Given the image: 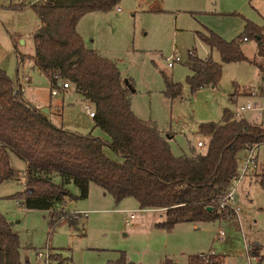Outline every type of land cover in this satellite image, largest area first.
Listing matches in <instances>:
<instances>
[{
    "label": "rangeland",
    "instance_id": "obj_1",
    "mask_svg": "<svg viewBox=\"0 0 264 264\" xmlns=\"http://www.w3.org/2000/svg\"><path fill=\"white\" fill-rule=\"evenodd\" d=\"M21 2L23 0H0V66L14 82L18 77V55H33V33L40 25L33 4L31 7L25 5L28 0L21 8L12 7ZM206 2L221 5L217 7L220 12L215 13L220 16H207L205 20L218 29L216 33L224 39L239 36L245 18L263 24L264 0H120L112 10L103 12L108 16L94 31L90 28L84 31L81 25L86 32L87 46L93 48L99 42L106 49L100 46L101 49L95 50L116 63L122 78L133 81L134 92L130 95L133 112L139 118L157 124L175 156L205 152L208 137L199 133L198 126L221 121L225 109L232 113L241 104L264 106V81L260 80L259 68L248 60L224 63L215 87H202L191 94L186 83L190 74L187 51L195 49V55L201 59L211 57L216 62L221 61L218 52L210 51L192 32L198 29V8ZM117 7L121 9L119 12ZM109 15H115V18L111 19ZM262 36V55L256 37L241 41L240 47L248 59L264 66V28ZM174 49L179 51L182 60L168 68L164 58ZM30 60L33 59L24 58L22 63L26 64L19 67V72L28 74L32 78L28 85H33L31 87L37 89L39 97L48 101L49 81L38 74L35 66L27 64ZM162 72L181 84L179 97L173 100L165 97ZM27 87L24 88L25 95ZM245 88L251 90L246 92ZM61 98L60 95L51 97L60 100L59 105ZM32 104L37 105L34 101ZM85 105L94 110L72 90L65 96L63 111L54 110L48 117L56 127L82 134L92 132L108 140V135L95 126ZM241 117L260 123L264 120V109H249L242 112ZM197 141L203 142V146H195ZM103 150L112 160L123 161L109 148ZM246 152L241 150L237 160H243ZM254 156L259 165L254 170L256 175L243 177L235 189L233 205L244 209L237 214L239 222L236 215L227 221L182 222L167 231L154 225V222H163L164 217H159V213H141L137 209L126 224V214L118 210L122 205L138 208L136 200L125 198L124 204H119L121 201L115 203L111 195L90 183L86 198L66 196V204L55 208L56 211L64 208L63 211L74 216L79 213L76 226H70L62 219L51 227V211L25 209L20 200L11 197L24 189L22 181L25 179L24 163L13 152H9V164L14 176L0 183V212L18 234L22 264H46L43 257L37 258L38 250L48 251L47 264H111L120 250L126 252L132 264H164L166 259H170L171 264H188L189 255L209 251L223 254L225 264H246L245 243L251 242L259 243L261 247L252 264H264V258L260 260V255L264 254V187L260 183L264 179L263 144L257 146ZM67 189L78 194L73 184ZM220 230L224 235L219 238Z\"/></svg>",
    "mask_w": 264,
    "mask_h": 264
},
{
    "label": "trees",
    "instance_id": "obj_2",
    "mask_svg": "<svg viewBox=\"0 0 264 264\" xmlns=\"http://www.w3.org/2000/svg\"><path fill=\"white\" fill-rule=\"evenodd\" d=\"M119 1L45 0L33 3L40 19L33 33L35 52L31 56L18 55V64L25 57L33 59L34 65L50 82H54L53 75L58 71L71 89L93 106L95 126L109 139L54 126L20 90L13 92L16 80L14 82L0 66V183L14 176L9 164V152H13L26 162L27 170L24 189L11 197L20 200L25 209L51 211V227L62 219L76 226L79 213L74 216L55 208L63 205L66 196L86 198L90 183L111 195L115 203L133 198L139 209H161L164 221L156 226L167 231L182 222L219 221L233 213L230 209L222 210L219 200L237 174V155L249 144L264 145V120L253 123L242 117L234 118L225 109L221 121L198 126L199 133L208 137L205 152L175 156L156 123L139 118L131 109L133 81L121 77L114 61L87 48L77 31L81 17L110 11ZM23 6L21 2L12 7ZM263 28L264 25L246 19L242 33L228 41L208 28L195 31V36L210 51L218 52L221 61L216 62L211 57L201 59L195 54L190 56L186 83L191 94L202 87H215L224 63L251 61L259 68L264 81V66L248 59L240 47L241 41L256 37L262 55ZM162 76L165 97L171 100L179 97L181 84L163 72ZM104 147L121 156L123 161L109 158ZM54 176L60 178L59 182L53 180ZM263 180L260 183L264 187ZM67 183L76 186L77 195L67 189ZM250 246L259 253L258 243ZM205 254L212 264H223L220 255ZM201 255H189L188 264H204ZM263 258L264 254L260 255V260ZM0 264H22L18 234L1 212ZM111 264L132 262L126 252L120 250ZM164 264H171V261L166 259Z\"/></svg>",
    "mask_w": 264,
    "mask_h": 264
},
{
    "label": "crops",
    "instance_id": "obj_3",
    "mask_svg": "<svg viewBox=\"0 0 264 264\" xmlns=\"http://www.w3.org/2000/svg\"><path fill=\"white\" fill-rule=\"evenodd\" d=\"M149 1H153V0H149ZM154 3H156V1H154ZM154 3H152V5L154 4ZM221 7V5L220 4H217V3H215V4H213V3H209V2H206V3H204V5H203V7H200V8H198V29L197 28H195V30H192V32L193 33H195V31H203L204 30V28H208V29H210V30H212V31H214L215 33L218 31V29H216V28H214L210 23H207L206 22V20H205V18L207 17V16H209V17H216V16H220V15H216L215 13L216 12H220L219 11V9L217 8V7ZM151 7V6H150ZM153 7V6H152ZM116 10H117V12H119L121 9L119 8V7H117L116 8ZM262 13H264V12H262ZM114 14H117L116 13V11H115V13ZM108 16V14H106V13H103V12H92V13H88V14H86V15H84L83 17H81L80 18V20L78 21V24H77V31H78V33L82 36V38H83V40H84V33H86V32H83V29H82V27H81V25L83 24V28H84V31H85V29L88 31L89 30V28H90V30H92V31H94L95 29H96V26L97 25H99L100 23H104V18H106ZM110 16V18L111 19H114L115 18V15H109ZM245 20H246V18H245ZM247 20H250V21H252L251 19H248L247 18ZM254 22V21H253ZM112 23V22H111ZM254 23H256V22H254ZM256 24H258V23H256ZM258 25H264V21H263V24H258ZM87 27V28H86ZM195 35V34H194ZM219 35V34H218ZM220 36V35H219ZM194 37H196V36H194ZM223 38V37H222ZM224 39V38H223ZM92 40H94L93 38H92ZM199 40V39H198ZM225 40H227V39H225ZM95 41V40H94ZM228 41V40H227ZM84 43H85V41H84ZM85 46L87 47V48H90L89 46H87V44L85 43ZM100 46H101V44L99 43V42H97V46H94L92 49H101L100 48ZM101 47H103V46H101ZM103 49H106V48H104L103 47ZM174 50H176V49H174ZM173 50V51H174ZM172 51V52H173ZM193 52H194V54H197L196 53V51H195V49H193L192 50ZM196 56V55H195ZM26 64V62H24V63H21V64H19L18 65V69H19V67L21 68V67H24V65ZM27 64L29 65H31L30 67H32V66H35L34 65V61L32 60V62H31V60L30 61H28L27 62ZM36 67V66H35ZM36 69H37V67H36ZM37 72H38V74L40 75V76H44V74L41 72V71H39L38 69H37ZM18 77H17V81H21L22 83H23V88H25L26 86H28L27 87V92H26V94L27 95H25L23 92H24V89H23V92H22V95H23V97L25 98V99H27L28 101H30L31 103L34 101V103L35 104H37V105H34V106H36L37 108H39L47 117L52 113V112H54V110H59V111H63V101H64V99H65V96H68L71 92H72V90L73 89H68V90H66V89H59V93H57L56 95H50V99L48 100V101H45V99L43 98V97H39V94H37V89H35V87H31V86H33V85H28L29 83H31V81H32V78L28 75V74H26V73H24L23 71L22 72H19L18 71ZM24 78L26 79V80H24ZM48 80V79H47ZM260 80H261V76H260ZM49 81V80H48ZM49 86H50V81H49ZM58 87H59V83H58V85H57ZM246 90V92H247V90H251V89H247V88H245ZM57 95H60L62 98H61V105H59V101H57V99L56 100H52L51 99V97L52 96H57ZM78 96H80L79 94H78ZM81 97V96H80ZM48 102V103H47ZM131 108H132V110H133V106L131 105ZM134 111V110H133ZM233 113V112H232ZM91 117V116H90ZM49 118V117H48ZM246 120H248V119H246ZM51 121V120H50ZM248 121H250V120H248ZM157 125V124H156ZM158 127V126H157ZM159 129V128H158ZM160 130V129H159ZM161 132V131H160ZM87 133H89V132H87ZM92 133V132H91ZM83 134H86V133H83ZM161 134L163 135V133L161 132ZM168 136H169V138L170 137H172L170 134H168ZM168 141V140H167ZM169 142V141H168ZM198 142V141H197ZM195 146H197V145H195ZM245 151H247L246 149H244ZM256 150V149H255ZM255 152V151H254ZM247 153V152H246ZM238 156V155H237ZM247 156V154L243 157V159H245V157ZM20 159V158H19ZM23 163H24V169H23V174L25 175V171L27 170V164H26V162L25 161H23L22 159H20ZM259 165H258V162H257V160H256V157L254 156V158H253V164L252 165H250L249 167H248V169H247V171H246V173L244 174V176L243 177H245V176H247V175H249V176H255L256 175V171H254V170H256V168L258 167ZM242 177V178H243ZM241 178V179H242ZM53 180L54 181H56V182H59V180H60V178L59 177H57V176H54L53 177ZM241 181V180H240ZM239 181V182H240ZM23 182V181H22ZM69 185H71V183H67L66 184V187H68ZM238 185H239V183H238ZM237 185V186H238ZM237 188V187H236ZM70 191V190H69ZM235 196H236V194H235ZM239 197V196H238ZM245 197H246V195H245ZM66 198V197H65ZM65 198H64V202H65ZM238 201V200H237ZM63 202V206L66 204V202L64 203ZM124 201H121L119 204H124L123 203ZM136 203H137V201H136ZM132 205L134 204V203H131ZM238 204H239V201H238ZM123 206H125V205H122V207L120 208V210H118L120 213H125L126 214V216H125V222H126V224H128L129 223V218H132L131 217V213H134V212H136V210L137 209H139V208H126V207H123ZM137 206H138V203H137ZM240 206V205H239ZM233 208V210H238V211H241L242 210V208L240 207V208H238L237 206H236V208L234 207V205L232 206ZM62 209H64V208H62ZM83 210V209H82ZM76 211V210H75ZM139 211L141 212V213H147V212H150V213H159V217H164V215H163V212H162V210L161 209H139ZM242 211H244V209L242 210ZM128 213H130V215H129V217L127 218V214ZM239 212H237V213H232V214H230V215H227V216H225L223 219H221V220H219V221H227V220H230V219H233L237 214H238ZM239 214H241V213H239ZM245 216V215H244ZM237 221L239 222V215H237ZM162 221H164V218H163V220ZM131 223V222H130ZM133 223V222H132ZM158 223H161V222H154V225L156 226ZM135 225H138V222H135L134 223ZM246 239V238H245ZM251 243H256V242H251ZM258 245H259V243H258ZM203 253H213V252H211V251H209V252H202V253H199V254H203ZM213 254H217V253H213ZM218 255H220L221 256V258H222V262H223V264H225V259H224V255L223 254H218ZM129 260V259H128ZM130 261V260H129ZM169 261H170V259H169ZM188 261V260H187ZM131 262V261H130ZM172 264H176L175 262H172Z\"/></svg>",
    "mask_w": 264,
    "mask_h": 264
},
{
    "label": "built area",
    "instance_id": "obj_4",
    "mask_svg": "<svg viewBox=\"0 0 264 264\" xmlns=\"http://www.w3.org/2000/svg\"><path fill=\"white\" fill-rule=\"evenodd\" d=\"M37 0H34L32 2L26 3V6H30L36 2ZM39 1H45V0H39ZM23 2L25 3V0H23ZM188 56H193L194 52L192 50H188L187 51ZM166 66L168 68H172L176 63L180 62L182 60L179 51L174 50L170 55L166 56L164 58ZM54 82H50V86H49V93L50 95H56L57 93H59V89H70L71 85L67 80L62 79L60 73L57 71L54 73L53 78ZM24 80H26L24 78ZM59 83V87L57 86ZM15 88L13 89V92L15 93L16 90H20L21 94L23 92V83L21 81H16L15 83ZM263 90H264V84H263ZM253 95H255V93L253 92ZM262 98L264 99V95L262 96ZM264 105V104H263ZM85 110L89 112V116H93V112L94 110H92L88 105L84 106ZM249 109H259L260 111L262 109H264L263 107H258L255 104H251V103H246V104H241L239 106H236L235 110L233 111V117L234 118H239L241 117V113L244 111H247ZM196 145L198 147H202L203 146V142L198 141L196 143ZM258 144L254 143V144H249L246 148L247 150V156L245 157V159L243 160H237V174L235 175V177L233 178L232 184L228 187L225 195L223 196L222 199L219 200V207L222 210H226V209H230L233 211V213H237L239 212L238 210H233L232 205L234 202V197H235V189L239 183V181L241 180V178L244 176V174L246 173L248 167L250 165L253 164V158H254V151L257 148ZM72 213H76L75 211H72ZM81 214V213H80ZM83 215L86 216V213L84 212ZM132 217V215H131ZM218 237H222L224 235L223 231H219L217 233ZM245 253H246V264H252V259H255V257L257 256L256 252L252 249V247L250 246L249 243H245ZM36 256L37 258H41L43 257L45 260V263L47 264V261H49V253L46 250L45 253L41 250L36 251ZM204 258V264H212L211 259L207 256V254H202L201 255ZM258 257V256H257Z\"/></svg>",
    "mask_w": 264,
    "mask_h": 264
}]
</instances>
